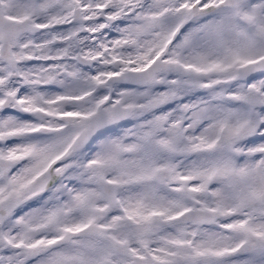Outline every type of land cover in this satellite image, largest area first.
<instances>
[{
	"label": "snow or ice",
	"instance_id": "snow-or-ice-1",
	"mask_svg": "<svg viewBox=\"0 0 264 264\" xmlns=\"http://www.w3.org/2000/svg\"><path fill=\"white\" fill-rule=\"evenodd\" d=\"M0 264H264V0H0Z\"/></svg>",
	"mask_w": 264,
	"mask_h": 264
}]
</instances>
